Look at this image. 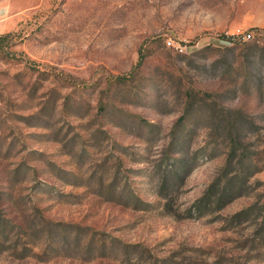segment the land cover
<instances>
[{
  "label": "rangeland",
  "instance_id": "374dc122",
  "mask_svg": "<svg viewBox=\"0 0 264 264\" xmlns=\"http://www.w3.org/2000/svg\"><path fill=\"white\" fill-rule=\"evenodd\" d=\"M7 33L0 264H264V0H0Z\"/></svg>",
  "mask_w": 264,
  "mask_h": 264
},
{
  "label": "trees",
  "instance_id": "16d2710c",
  "mask_svg": "<svg viewBox=\"0 0 264 264\" xmlns=\"http://www.w3.org/2000/svg\"><path fill=\"white\" fill-rule=\"evenodd\" d=\"M13 35L11 33H7L4 35H0V47L3 45V43L8 40L10 37H12ZM222 38L226 39L227 37L223 36ZM232 38V37H231ZM141 57V56H140ZM141 61V59H140ZM127 77H116L115 80H123L126 79Z\"/></svg>",
  "mask_w": 264,
  "mask_h": 264
}]
</instances>
